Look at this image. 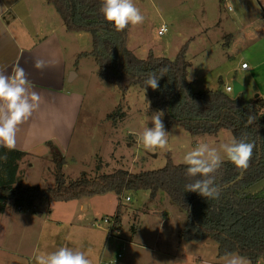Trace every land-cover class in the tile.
I'll return each mask as SVG.
<instances>
[{
  "label": "rangeland",
  "instance_id": "1",
  "mask_svg": "<svg viewBox=\"0 0 264 264\" xmlns=\"http://www.w3.org/2000/svg\"><path fill=\"white\" fill-rule=\"evenodd\" d=\"M23 2L30 6L34 3V7L35 4L39 7L45 5L44 0H23L21 3ZM134 4L145 16L142 24H130L127 32L126 46L137 58L144 59L152 52L156 57L172 61L179 50L186 46L187 58L191 63L189 80L193 91L205 88L215 90L220 79L222 84L231 85L232 81H236L247 88L244 93L248 102L253 101L258 94L260 99L263 98L261 90L253 93V77L250 72L242 71L240 65L242 60L250 62L249 44L264 31V27L255 29L254 32L246 30V36L240 39L233 25L234 20L237 21L240 16V28L249 26L252 18H260L259 24H262L263 0H241L238 11L235 0H134ZM228 5L233 11L227 8ZM54 15L57 19V35L66 68L73 70L76 75L74 83L67 88L82 95L84 100L69 152L64 158L65 167L62 170L67 183L77 179L81 173H86L90 178L108 175L117 170L129 171L132 174L146 173L163 169L167 160L174 165H186L184 155L193 150L198 143L205 142L219 149L220 145L230 143L233 139L231 132L226 129L217 137L207 135L194 137L178 126L167 127L164 123L169 132L166 147L146 150L137 142V137L145 127L153 126L151 117L158 112L152 107L146 91L131 86L123 97L116 87L103 82L98 76L93 60L83 56L89 50V45L84 48L82 42L87 34L65 32L62 20L55 12ZM31 16L33 20L37 19ZM163 25L166 31L163 36H159L157 31ZM117 110L122 111L123 117L117 121L107 120V116L116 113ZM162 119L164 122V117ZM221 156L224 161L226 157L222 151ZM51 163L48 167L39 165L38 169L35 168L31 172L27 170L24 176H20L22 180L19 184L23 187H52L54 165ZM24 168L26 166L22 164L23 171ZM244 193L264 197V180L247 188ZM148 196V193L142 191H127L120 196L109 193L69 203L54 202L51 206L45 203L35 205L36 210L43 212L44 216L61 219L67 223L60 226L58 239H64L63 237L69 234V230H66L68 226L72 228L70 231L74 230L77 233L78 229L95 233L101 244L104 243L106 236L110 235V239L106 238L110 248L106 251L105 260L115 257L120 251L117 250V245L120 244L117 239L127 242L135 232H132L133 228L141 227L138 236L134 237H138L137 242L141 246L154 245L155 239L149 238L153 232L161 234L162 230V237H169L172 249L177 252L170 258V264H189L184 260L193 259L196 262L198 258H201L204 264H225L228 256H218V244L213 240L209 238L199 242L182 240L185 216L163 194L158 195L153 201H149ZM126 198H129L128 202L125 201ZM7 205L16 208L11 202ZM117 206L121 208L119 228L96 227L97 221L115 216ZM11 235L13 233L6 237ZM83 237L80 240L76 234L69 236L68 239L83 241L85 236ZM114 240L117 244L113 243ZM124 247L120 263L144 264L143 255H137L145 253L144 250L132 253L135 251L130 250L131 246L127 247L124 244ZM174 256L178 259H174ZM148 264L152 262L149 261ZM257 264H264V258Z\"/></svg>",
  "mask_w": 264,
  "mask_h": 264
},
{
  "label": "trees",
  "instance_id": "2",
  "mask_svg": "<svg viewBox=\"0 0 264 264\" xmlns=\"http://www.w3.org/2000/svg\"><path fill=\"white\" fill-rule=\"evenodd\" d=\"M62 20L64 30L70 34H87L89 50L83 55L91 58L99 78L118 89L123 97L131 86L146 91L152 107L163 112L167 127L178 126L194 137L214 136L224 129L233 138L242 134L262 137L246 169L236 167L224 159L214 173L220 186L218 199H206L194 192H186L185 185L193 182L187 165H174L167 160L163 169L132 174L117 170L108 175L90 178L86 173L66 182L62 168L65 160L60 151L46 143L54 165V185L50 188L23 187L16 177L17 161L25 155L0 146V209L9 202L22 211H32L35 204L69 203L93 196L127 191L146 192L153 201L163 194L184 214L185 242H199L207 238L218 244V256L232 253L248 256L252 264L264 258V197L244 193L247 188L264 180V99L258 96L248 102L242 92L236 98L225 92L221 80L215 90L193 91L189 80L191 63L183 46L174 60L156 57L152 52L139 59L127 46L128 29L116 31L101 12L103 0H45ZM157 90L148 87L145 79L151 73L160 74ZM123 117L117 110L107 120ZM241 180L230 187V182ZM113 227L118 226L121 208L117 206Z\"/></svg>",
  "mask_w": 264,
  "mask_h": 264
},
{
  "label": "crops",
  "instance_id": "3",
  "mask_svg": "<svg viewBox=\"0 0 264 264\" xmlns=\"http://www.w3.org/2000/svg\"><path fill=\"white\" fill-rule=\"evenodd\" d=\"M22 1L0 0V73L13 76L17 66L23 68L29 82V92L35 91L40 97L32 115L17 126L16 146L9 149L25 155L17 161V183L21 182L20 176H24L27 170L31 172L40 166L48 167L52 164L46 143L51 142L64 158L67 156L84 101L82 95L67 88L74 83L76 75L73 70L66 68L57 35L58 27L54 9H51L45 0V5L40 7L36 4L34 7V3L31 6L27 2L21 3ZM235 1L238 11L241 0ZM227 8L233 11L230 5ZM262 10V24H259L260 18H252L249 26L240 28L241 16L237 18V21L234 20L233 25L240 39L246 36V30L254 32L255 29L264 27V8ZM240 14H242L241 11ZM31 15L37 19L33 20ZM82 42L84 48L90 45L88 35H85ZM249 45L251 46L250 62L244 61L247 62V69L242 71L250 72L254 82L253 93L261 90L264 99V31L260 32ZM37 59L46 62L47 66L43 70L34 67ZM223 85L230 86V83ZM243 88L245 92L247 88ZM258 96L260 97V94ZM0 146L4 147L2 143ZM22 164L26 166L24 171L21 169ZM64 224L67 223L61 219L44 216L43 212L36 210V205L32 211H22L7 204L3 205L0 209V264H36V254L51 253L62 246L84 251L92 260V264H107L110 260H116V264H123L120 260L123 258L124 244L127 247L131 246L130 250L135 251L132 253L140 249L144 250L145 253L137 254L143 255L144 264H148L149 261L152 264H170V258L177 253L172 249L173 245L170 244L169 237H162V230L161 234L151 233L149 238L155 239L154 245L141 246L137 242L138 237L134 238L142 230L139 227L133 228L132 232H135L127 242L117 239L116 241L120 243L117 245V250L120 249V251L115 257L105 260L106 251L110 248L107 241L108 235L101 244L95 233H88L82 229H78L77 233L74 230L70 231L71 227L68 226L66 230H69V234L63 237L64 239H58V231ZM11 233L13 235L6 237ZM76 234L80 240L84 238L83 236L85 239L83 241L68 239L69 236ZM116 241L114 240L113 243L117 244ZM118 255L120 258H117ZM174 259L177 260L178 257L174 256ZM184 262L204 264L201 258H198L196 262L193 259L184 260Z\"/></svg>",
  "mask_w": 264,
  "mask_h": 264
},
{
  "label": "clouds",
  "instance_id": "4",
  "mask_svg": "<svg viewBox=\"0 0 264 264\" xmlns=\"http://www.w3.org/2000/svg\"><path fill=\"white\" fill-rule=\"evenodd\" d=\"M101 12L116 31H123L130 24H142L145 20L134 0H103ZM46 66V62L40 59L34 63L37 69L43 70ZM14 72L13 76L0 73V143L8 149L15 148L17 126L32 115L40 100L35 91L29 92V82L24 69L17 66ZM166 72L165 68L159 75L149 74L144 81L145 90L148 87L157 90L159 81ZM162 117V111L154 113L151 117L153 126L145 127L137 137V142L146 150L164 148L168 143L169 132ZM261 138L259 135L252 137L242 134L239 138H233L230 143L220 145L219 149L205 142L198 143L183 157L187 165L186 173L193 178V182L185 185L186 192L197 193L206 199H218L220 186L215 183L214 173L223 163L221 151L236 167L246 169ZM35 260L36 264H92V260L84 251L67 246L51 253H38ZM225 264H252V261L246 255L232 253L226 258Z\"/></svg>",
  "mask_w": 264,
  "mask_h": 264
},
{
  "label": "built area",
  "instance_id": "5",
  "mask_svg": "<svg viewBox=\"0 0 264 264\" xmlns=\"http://www.w3.org/2000/svg\"><path fill=\"white\" fill-rule=\"evenodd\" d=\"M166 31V27L163 25L159 28V30L157 31L158 32V35L159 36H163V34L165 33ZM240 69H247V64L246 63H241L240 65ZM224 89H225V92L226 93H232V89H231V86L227 85V86H224ZM129 198H126L125 201L128 202ZM113 223H114V216L113 217H109V218H104L102 220H99L96 222V227L100 228H106V229H110L111 227L110 226H113ZM110 235L107 236L108 239H110ZM117 258H120V255L117 256ZM107 264H116V260H110L108 261Z\"/></svg>",
  "mask_w": 264,
  "mask_h": 264
},
{
  "label": "water",
  "instance_id": "6",
  "mask_svg": "<svg viewBox=\"0 0 264 264\" xmlns=\"http://www.w3.org/2000/svg\"><path fill=\"white\" fill-rule=\"evenodd\" d=\"M230 86H231V89H232L231 95H232L233 98H236L239 94H241L245 90L236 81H232ZM255 98H257V95L255 96ZM225 159H227V158H225ZM240 180H241V176L237 180H235V181L230 182L229 184H227L225 187H230V186L234 185L236 182H238Z\"/></svg>",
  "mask_w": 264,
  "mask_h": 264
}]
</instances>
